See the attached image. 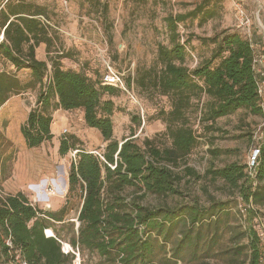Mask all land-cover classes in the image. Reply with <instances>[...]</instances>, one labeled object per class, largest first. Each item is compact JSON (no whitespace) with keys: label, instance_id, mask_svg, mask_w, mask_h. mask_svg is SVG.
Returning <instances> with one entry per match:
<instances>
[{"label":"trees","instance_id":"trees-1","mask_svg":"<svg viewBox=\"0 0 264 264\" xmlns=\"http://www.w3.org/2000/svg\"><path fill=\"white\" fill-rule=\"evenodd\" d=\"M221 10L218 0H205L186 14L165 18L169 45H159L160 67L148 70L138 85L169 100L170 110L160 112L168 144L145 139L140 146L135 135L122 143L114 139L113 98L124 92L104 86L103 75L64 69L62 61L69 53L59 47L60 35L47 10L33 2L5 0L0 7V61L15 70L0 72V110L17 96L38 92L37 105L21 126L28 149L54 139L58 111H82L88 128L97 130L107 146L96 154L76 149L78 139L62 135L60 155L72 149L78 153L69 173L67 202L59 213L41 210L23 192L0 196V264H74L77 257L81 264H219L212 262L213 249L219 221L228 213L226 203L152 209L142 200L147 195L180 196L184 176L178 170L183 167L188 176L202 178L186 166L203 137L197 123L207 132L241 110L264 116L254 70L256 51L240 33L225 30L203 38V44L215 46L211 57L195 68L188 64L189 42H182L179 25L191 20L204 26L220 18ZM42 45L50 63L37 57ZM52 53L55 57L50 58ZM132 122L141 127L139 117ZM9 142L0 130V148ZM259 148L254 177L248 163L207 172L212 181H223L238 192L249 224L233 235L237 246L228 251L226 264H264V139ZM12 156L0 152V164ZM74 199L80 204L76 221L67 219ZM210 229H215L212 236ZM64 243L73 251L65 253Z\"/></svg>","mask_w":264,"mask_h":264},{"label":"rangeland","instance_id":"rangeland-1","mask_svg":"<svg viewBox=\"0 0 264 264\" xmlns=\"http://www.w3.org/2000/svg\"><path fill=\"white\" fill-rule=\"evenodd\" d=\"M18 1L33 2L47 10L51 24L60 35L59 47L63 45L66 53H69V58L62 61L64 69L100 78L105 71L103 60L107 58L119 72L125 74L131 95L119 93L113 98L117 106L112 117L115 140L122 143L135 135L133 139L140 146H143L145 139H151L160 146L162 143L168 144L164 137L166 126L160 119V112L170 110V102L151 89H142L138 80L151 68L160 67L157 59L159 45H169L165 18L169 14H186L205 0ZM218 1L222 7L220 18L204 26L191 20L179 25L182 42H189L187 49L192 58L188 64L192 68L209 59L215 49L211 44H203L202 39L214 37L225 30L240 33L252 41L259 53L264 52V0ZM4 2L0 0V7ZM37 57L50 63L46 45L37 50ZM52 57L55 54L52 53ZM14 70L11 65L0 61V72ZM24 73H20L22 78H26ZM37 97L38 92L17 96L0 112V130L12 143H3L0 152L7 156L13 154L11 161L0 164V196L23 192L41 210L59 213L66 205L69 173L77 159V150L73 149L65 156L60 155L63 131L68 130V139H78L76 149L102 154L107 143L97 130L88 128L81 111H64L55 117V132L59 138L39 148L28 149L21 126L36 107ZM132 117L141 119V127L133 124ZM263 127L264 116H254L245 110L218 120L211 131L204 132L197 123L195 128L203 137L198 148L187 159L186 166L194 169L202 178L197 180L188 176L183 167L178 170L184 176L180 196L147 195L142 200L152 209L166 205L173 208L184 205L205 208L213 202L226 203L228 213L219 221L213 263L226 264L228 251L237 246L233 235L248 228L249 224L245 222L246 213L242 214L245 205L238 192L223 181H212L207 177V172L231 164L247 165L252 149L259 148L264 139ZM212 151H219L220 154L216 156ZM79 210V201L72 200L67 219L76 221ZM261 214L264 221V210ZM261 228L264 229V226ZM48 231L45 232L47 236ZM210 231L212 236L215 229ZM64 250L73 251L67 243H64ZM74 264H81L80 258L77 257Z\"/></svg>","mask_w":264,"mask_h":264},{"label":"built area","instance_id":"built-area-1","mask_svg":"<svg viewBox=\"0 0 264 264\" xmlns=\"http://www.w3.org/2000/svg\"><path fill=\"white\" fill-rule=\"evenodd\" d=\"M42 19L45 21L43 17ZM250 42L252 44V48L256 51V56L254 60V70L256 73V77H257V85H258L259 96L261 98V106L264 109V52L259 53L256 47L254 46V44L252 43V41ZM103 64H104L105 71H104L103 78H102V84L104 86H111V87L120 89L122 92L131 95V92L126 84L125 74L119 72L114 67V64L111 62V60L107 58L103 60ZM132 98L134 99L133 95H132ZM66 134H68L67 129L63 131V135H66ZM77 153L78 151H76V154ZM260 155H261L260 148L252 149L249 162H248V170H249V173L253 177L255 176V173L258 167Z\"/></svg>","mask_w":264,"mask_h":264},{"label":"crops","instance_id":"crops-1","mask_svg":"<svg viewBox=\"0 0 264 264\" xmlns=\"http://www.w3.org/2000/svg\"><path fill=\"white\" fill-rule=\"evenodd\" d=\"M12 100V99H11ZM11 100L7 103V104H9L10 102H11ZM7 104L0 110V112L7 106ZM64 111H58V112H56L55 113V115H54V117H57L59 114H61V113H63ZM82 112V111H81ZM83 113V112H82ZM83 116H84V113H83ZM56 125H57V123L54 121V123H53V127H52V131H53V134H54V139H58L59 138V136H57L56 135V132H55V127H56Z\"/></svg>","mask_w":264,"mask_h":264},{"label":"water","instance_id":"water-1","mask_svg":"<svg viewBox=\"0 0 264 264\" xmlns=\"http://www.w3.org/2000/svg\"><path fill=\"white\" fill-rule=\"evenodd\" d=\"M121 147H122V145H121ZM64 252H65V253H69L70 251H68V250H67V251H66V250H64Z\"/></svg>","mask_w":264,"mask_h":264}]
</instances>
